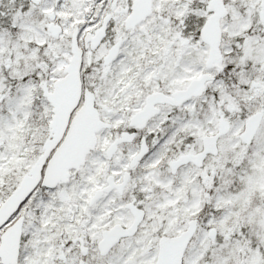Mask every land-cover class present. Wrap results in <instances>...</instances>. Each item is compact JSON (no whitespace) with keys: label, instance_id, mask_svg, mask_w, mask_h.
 I'll use <instances>...</instances> for the list:
<instances>
[{"label":"snow or ice","instance_id":"1","mask_svg":"<svg viewBox=\"0 0 264 264\" xmlns=\"http://www.w3.org/2000/svg\"><path fill=\"white\" fill-rule=\"evenodd\" d=\"M0 264H264V0H0Z\"/></svg>","mask_w":264,"mask_h":264}]
</instances>
